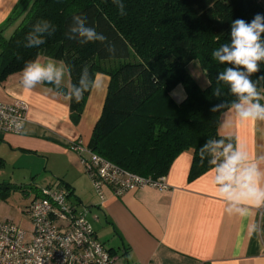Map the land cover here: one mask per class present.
Wrapping results in <instances>:
<instances>
[{
	"label": "trees",
	"instance_id": "1",
	"mask_svg": "<svg viewBox=\"0 0 264 264\" xmlns=\"http://www.w3.org/2000/svg\"><path fill=\"white\" fill-rule=\"evenodd\" d=\"M257 13L264 15V0H21L9 17V22L21 18L17 28L7 40L0 32V83L21 73L28 61L62 63L70 87L44 84L68 98L76 126L92 77L107 76L102 113L87 148L123 171L153 180L166 177L173 162L191 151L190 182L221 165L214 151L231 146L217 134L219 118L240 103L230 85L218 80L233 65L221 64L212 52L230 42L233 20L251 22ZM87 28L106 39L86 43ZM29 39L44 43L29 47ZM194 61L206 76L205 89L186 69ZM258 63L260 71L250 77L257 91L264 88V61ZM178 86L185 95L180 104L170 97ZM10 189L22 188L0 185L1 200Z\"/></svg>",
	"mask_w": 264,
	"mask_h": 264
},
{
	"label": "crops",
	"instance_id": "2",
	"mask_svg": "<svg viewBox=\"0 0 264 264\" xmlns=\"http://www.w3.org/2000/svg\"><path fill=\"white\" fill-rule=\"evenodd\" d=\"M20 1L0 0V32L6 40L21 21L9 22ZM49 61L63 69L58 85L69 88L62 63L38 60L41 65ZM94 79L76 126L69 119L68 98L44 82L26 88L18 73L0 83V103L20 100L27 106L20 134L0 132V185L27 190L49 174L43 178L55 180L49 188L69 189L72 203L86 210V219L90 215L88 223L97 240L109 244L115 264H264V120H242L235 106L220 116L217 134L228 138L239 156L234 167L220 160V166L189 182L192 152L186 151L171 165L166 191L144 188L114 197L105 188L101 201L71 150L78 143L87 147L102 113L109 78L96 74ZM258 92L264 97V88ZM170 97L180 104L181 86ZM259 102L264 105V98Z\"/></svg>",
	"mask_w": 264,
	"mask_h": 264
},
{
	"label": "built area",
	"instance_id": "3",
	"mask_svg": "<svg viewBox=\"0 0 264 264\" xmlns=\"http://www.w3.org/2000/svg\"><path fill=\"white\" fill-rule=\"evenodd\" d=\"M27 106L20 100L0 103V132L20 134L26 122ZM79 158L92 190L104 201V189L114 197L124 193L150 188L166 191L165 177L156 180L123 171L92 153L81 143L71 145ZM232 148L214 151V158L234 167ZM27 215L31 231L11 222H0V264H115L116 258L97 240L86 220V210L79 209L61 187L38 191L31 201Z\"/></svg>",
	"mask_w": 264,
	"mask_h": 264
},
{
	"label": "clouds",
	"instance_id": "4",
	"mask_svg": "<svg viewBox=\"0 0 264 264\" xmlns=\"http://www.w3.org/2000/svg\"><path fill=\"white\" fill-rule=\"evenodd\" d=\"M262 34H264V15L257 13L251 22L237 18L231 24L230 42L212 52L213 59L221 64L233 65V67L225 68L218 75V80L230 85L231 92L239 97L240 103L235 104V108L242 120H264V105L259 102L264 97H261L256 84L250 79L252 74L260 71L258 62L264 61ZM28 36L31 37V33ZM84 36L86 43L93 42L96 37H99L101 41L106 39L102 34L96 33L94 28L85 29ZM41 43H44L42 39L35 41L29 39L28 46ZM21 73L24 86L31 89L40 82L59 84L63 69L51 61L46 65H41L38 61L32 60L25 63ZM91 82L95 83L93 77ZM213 94L218 95L217 92ZM82 99L83 92L81 91L76 96V102L79 103ZM237 159H239L238 155L231 158L233 161Z\"/></svg>",
	"mask_w": 264,
	"mask_h": 264
},
{
	"label": "rangeland",
	"instance_id": "5",
	"mask_svg": "<svg viewBox=\"0 0 264 264\" xmlns=\"http://www.w3.org/2000/svg\"><path fill=\"white\" fill-rule=\"evenodd\" d=\"M186 69L201 89H205L208 86L206 76L197 62H191ZM48 176L49 174L46 173L41 175L38 179L36 178L30 186L25 187L27 190L21 189L12 191V189H10L4 200L5 203L0 204V214H2L0 222L8 221L27 232L31 231V224L27 213H25V209L29 206L28 203H30L31 197H33L35 193L38 194L39 190L54 186V179H47V181L43 179ZM23 191H25V193H23ZM87 219H90V215L87 216ZM104 245L109 248V244L106 241Z\"/></svg>",
	"mask_w": 264,
	"mask_h": 264
}]
</instances>
